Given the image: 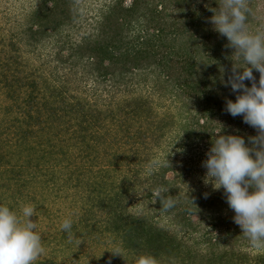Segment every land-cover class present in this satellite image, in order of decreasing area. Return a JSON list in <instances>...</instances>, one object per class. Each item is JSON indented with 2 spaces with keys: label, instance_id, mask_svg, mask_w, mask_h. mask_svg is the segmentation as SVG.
<instances>
[{
  "label": "trees",
  "instance_id": "trees-1",
  "mask_svg": "<svg viewBox=\"0 0 264 264\" xmlns=\"http://www.w3.org/2000/svg\"><path fill=\"white\" fill-rule=\"evenodd\" d=\"M31 2L6 5L0 18L1 124L17 128L0 127V205L19 214L32 190L58 185L62 166L84 192L71 239L38 231L45 249L59 240L75 264H136L141 254L158 264H264L223 188L191 183L197 164L181 157L220 135L247 143L257 134L225 111L237 94L225 87L234 50L210 22L219 0H109L91 21L83 0ZM149 95L177 112L161 116ZM12 111L23 117L10 120ZM158 187L175 207L162 208Z\"/></svg>",
  "mask_w": 264,
  "mask_h": 264
},
{
  "label": "clouds",
  "instance_id": "clouds-1",
  "mask_svg": "<svg viewBox=\"0 0 264 264\" xmlns=\"http://www.w3.org/2000/svg\"><path fill=\"white\" fill-rule=\"evenodd\" d=\"M219 5L210 22L227 38L226 47L234 50L230 57L234 65L225 87L237 94L234 101L226 100L225 111L233 117L242 116L257 134L249 136L247 143L238 135L216 137L202 164L207 170L204 182L216 190L223 188L226 202L235 213L234 223L253 247L264 248V4L256 0H219ZM254 70L260 74L258 83ZM245 81H251V86ZM168 192L167 187L152 192L165 211L177 203L173 196L165 195ZM35 214L30 205H22L19 214L0 205V264H34L44 253L42 235L31 219ZM72 227L71 219L61 225L70 239ZM112 252L122 254L119 250ZM136 264L158 262L150 254H141Z\"/></svg>",
  "mask_w": 264,
  "mask_h": 264
},
{
  "label": "rangeland",
  "instance_id": "rangeland-1",
  "mask_svg": "<svg viewBox=\"0 0 264 264\" xmlns=\"http://www.w3.org/2000/svg\"><path fill=\"white\" fill-rule=\"evenodd\" d=\"M31 1L33 0H0V18L3 16V13L5 11L6 5H14V7H17L16 10H18L21 7L30 8L31 7ZM84 4L87 8H85L86 14L89 17V20H94V17L99 9L103 5L107 3L109 0H83ZM130 3V0H128ZM260 4H264V0H259ZM3 19V17H2ZM43 60L38 59L37 56L32 55L31 56V67L37 68L41 66V63ZM139 92H143V90H139ZM83 94V93H82ZM145 94V93H144ZM125 94L120 95L118 98H122ZM148 96L147 94H145ZM87 96V95H86ZM155 110H158L160 115L162 116L165 112L169 111L172 113H176L177 110L175 108V105L172 104L171 101H165L164 99L158 98L157 95H149ZM93 98V97H91ZM2 99H4V95L0 93V127H8L10 126V129L12 130V135L15 134L16 127H13L12 124H8L7 122L2 125L1 121L6 119V104H3ZM23 117L21 113L18 111H12V113L8 114V118L10 120H13L15 117ZM13 127V128H11ZM14 138V137H11ZM202 146L196 147L195 152H190L188 154H185L181 157H188L190 160H193V163L197 164L194 165L195 170H197L199 173L191 172L190 173V179L191 183H199L203 180V177L206 176V169L202 166L203 161L208 158L207 153L210 149H206L205 151L202 149ZM163 147L156 148V151L160 153L162 151ZM202 149V150H201ZM103 157V154L101 155V158ZM100 162H102V165H107L108 163L107 159H102ZM101 165V166H102ZM193 167V169H194ZM197 167V168H196ZM100 168V165L98 169ZM59 175L61 177L58 178V185L53 186L51 185L47 189H43L41 187L35 188L36 190H32L30 192V198L31 200L27 201L26 205H30L35 209V215L31 217V219L37 224L38 229L41 228L44 233L45 237L48 235L50 237H53L56 239L58 237V230L59 233L61 232L62 228L61 225L64 221V219L67 217V219H73L76 212H80L81 208V201H77L78 196L80 197L81 190L79 193H77V189H74L72 186V182H67L65 180V177L62 176L65 169L61 166L59 168ZM205 175V176H203ZM205 179V178H204ZM39 188V189H38ZM41 188V189H40ZM4 196H2L0 199H3ZM5 203V202H4ZM77 208V210H76ZM76 210V212H75ZM63 215L61 217L60 215ZM51 215V216H49ZM57 233V234H56ZM65 249V253H64ZM73 253L70 252L69 248L66 247V245H62L59 240H54V242L51 244V246L48 249L44 248V253L38 257V259L34 262V264H38V261H46L45 264H75L72 260ZM78 264V263H77ZM84 264H90L89 262H86Z\"/></svg>",
  "mask_w": 264,
  "mask_h": 264
}]
</instances>
